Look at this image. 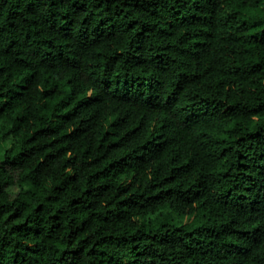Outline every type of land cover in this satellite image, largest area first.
Instances as JSON below:
<instances>
[{"label": "trees", "instance_id": "16d2710c", "mask_svg": "<svg viewBox=\"0 0 264 264\" xmlns=\"http://www.w3.org/2000/svg\"><path fill=\"white\" fill-rule=\"evenodd\" d=\"M0 264H264V0H0Z\"/></svg>", "mask_w": 264, "mask_h": 264}]
</instances>
